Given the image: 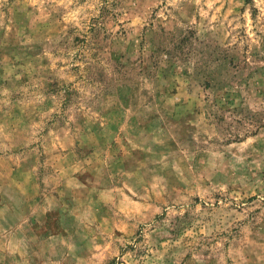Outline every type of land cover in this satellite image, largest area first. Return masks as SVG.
<instances>
[{"label": "rangeland", "instance_id": "obj_1", "mask_svg": "<svg viewBox=\"0 0 264 264\" xmlns=\"http://www.w3.org/2000/svg\"><path fill=\"white\" fill-rule=\"evenodd\" d=\"M0 264H264V0H0Z\"/></svg>", "mask_w": 264, "mask_h": 264}]
</instances>
